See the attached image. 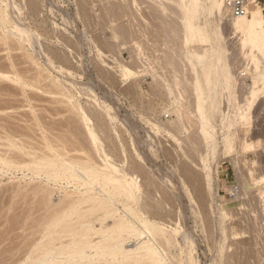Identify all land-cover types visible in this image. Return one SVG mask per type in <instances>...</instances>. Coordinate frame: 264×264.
Returning <instances> with one entry per match:
<instances>
[{"label":"rangeland","instance_id":"rangeland-1","mask_svg":"<svg viewBox=\"0 0 264 264\" xmlns=\"http://www.w3.org/2000/svg\"><path fill=\"white\" fill-rule=\"evenodd\" d=\"M6 1L7 2L10 1V4L13 6H15V5L17 6L18 4H16V3L20 4V6L19 5L17 6L20 8V11L18 8L20 16H18V13L16 12L17 8L14 9V11L12 10L13 13H12V11L10 13H11V15L14 14L15 16L16 15L18 16L19 23H22L23 25H25L28 28L30 35H29V40L24 42V45L22 48H18V46L15 45V42L13 43L12 41H10L11 44H9V46H11V48H8L9 46L7 44L6 45L7 50L6 49L4 50L3 49L4 46H3V44H1L3 42H0V44L2 45V47L0 45V56L1 57L5 56L3 58L0 57L1 58L0 62H2V60H3V62L0 63V66H1V64L4 63L0 69L5 70L4 68L6 66V63H8L6 61V60H8V59H6V57L12 55L14 65L10 66V68L7 67L8 70L4 71V72L9 71L11 75H14L13 72H16L21 76V78L23 77L27 81L29 80L28 81L29 83L32 82L31 84H34V85L37 84V86L35 85L34 87H32V86H25V87L22 86L21 87V85L16 84V82L15 83L14 82H6L7 80H5V81L1 80L0 92L1 91L2 92L0 93V98L6 97V100H3V98L0 99V105H1L0 106V125L2 126V127L0 126V144L2 143L1 144L2 146L0 145V148L2 147L0 152L6 151V153H7L10 151L11 153L14 152L15 154L16 153L18 154V152H19V154H18L19 156L21 153V156L24 157V158L22 157L23 161L25 160V157H27V159L25 160L24 163L21 162V164L23 163V165H25L26 161L30 157V155L28 156V154L26 153V150H27V152L33 151V153H34V151L38 150V148H39L38 146H41L44 144V140H42L43 138L41 137L43 134H41V132L44 133L45 130L43 131V129H45V127L50 125L47 127L49 129L46 128L48 131L47 130L45 131L46 134H47V132L49 133L48 136L50 138L51 137L56 138L58 135H55V134L56 133L59 134V131L62 134H64V132H65L64 135H67L66 133L69 131L67 136H70V134H71L70 137L73 138V139L71 138L72 139L71 142L74 141V144L72 143L73 148H74V145L78 144L79 142L82 144V146H84L86 144L83 147L84 149L81 148L82 147L81 145H80V149L77 148L79 150V152H77L78 154H81V156L83 155V156L87 157V154H85V153L87 151H89L87 153L91 152L92 155H95L92 152L93 150H91L92 145L90 144L89 141H88V143L90 145H88V143H87V140L90 139L88 132H87L88 131V129H87L88 125L87 124L89 123L91 126V122H92V125L95 124L97 121L99 122V119L95 115V110L97 111V109L99 110V109L103 108L102 110L104 112L106 109V111H109V113L107 112L108 115H106L107 117L105 116V120L103 121L104 123L101 122L102 123L101 124L99 122V124L102 127H100V129H97V127H96V129L99 132L98 133L96 131V134L97 135L99 134V143L103 144L101 146H102V151H103L104 155L107 156L108 158L111 157V159L112 158L114 159L116 157V160H117V155L120 153L119 154L120 156L118 157V158L121 157L120 163L123 160L127 159L125 157V155L127 157L130 155V157L137 159L139 162H142V163L144 162V165H145L144 168L147 169V172L140 170L139 173L141 176L139 175V173H138L139 176L136 174V177L138 178L137 179L138 182L139 183L141 182L140 184L146 185L147 183H150V181H149L150 179L151 180L153 179L154 182H159L157 184L163 183L162 187H160L161 188L160 191L164 188H167V189L171 188L170 190L168 189L170 192L175 191L176 194L178 192L179 193L181 192L180 193L181 195L184 194L183 195L184 198L182 197V199H181V201L183 203H181V201H176L177 204H176V206L171 208L172 210L170 209V207H168L169 205H166V208L167 209L169 208L170 211L173 212V214L171 212L172 217L173 216L176 217V218L174 217L171 219L174 222L171 221L172 224L170 223L169 225H172V227L175 228L176 224H174V223L178 222L177 224H180V227L184 228L185 230H188L189 235L192 236V237L187 236V239L189 238L190 243L191 242L193 243L192 238L193 239L196 238L194 241H198L199 245L197 247V250L195 251L196 254L194 252H192L195 255H197V257H198V260L195 262V264H211V262L213 264V261L216 264H225L224 261L227 262L228 264H242L241 261L242 262L244 261V264H264V221H263L264 220V218H263L264 217L263 216L264 211H262V210H264L262 207L263 206L262 203H264V202L261 201V199L259 198L260 197L259 193L257 192L258 191L257 189H259V187H264V186H262V185H264V181H259V177L264 175V127H263L264 126V116L262 115V114H264V111L262 112V109L264 108V106H263L264 105L263 104L264 103V99H263L264 98V88H263V86H264V83H263L264 82V73L260 74V71L264 72V57H263V55L261 56L260 51H257L258 49L257 50L253 49V51L249 50L251 52L250 53L248 51V49L250 47L249 45L245 47L244 51L240 49V46H238V45H240L239 44L240 42L239 41L237 42V40L240 38V36H238L237 33L233 34V32H231L230 29L228 27H226V24L223 22V20H220V17L218 15V11L216 10V8H214L215 10H214V12H212L213 9H211V8H213L212 7V1L213 0H188L189 2L185 1L187 3L188 7L191 6L192 12H191L190 17H191V21L193 23V26L195 28L194 30H196V33H193V35H191V37L193 36V39H191L190 40L191 42H188V43L185 42V39H186L185 37L187 35L186 34L187 33V27L185 26V20H184L185 19V11L183 10L182 7L178 6L177 0H155V2H154V0H133V1L132 0H102V1L101 0H78L79 2L77 0H4L3 5H5ZM108 1H109V5H108ZM77 2H78V4H77ZM82 2L83 3L86 2V3H84L83 8L81 7L83 5ZM178 2H180V0ZM158 3H159V5H158ZM195 3H197L198 5ZM104 4H105V7H104ZM163 5H165V6H163ZM161 6H162V8H161ZM80 7L83 9V12H82V9ZM108 7H110L109 9H111V8H113V10L115 9L116 12L113 11L114 13L113 12L110 13V11L106 10V8H108ZM157 8L160 12L157 10ZM170 8H171V11L169 10ZM120 9L123 11H120ZM173 9H176L177 11H175ZM207 9H208V11H207ZM194 10H195V12H194ZM117 11H120V12H117ZM161 11L164 15L161 13ZM205 11H206V13H204ZM67 12L69 14L68 15L69 17L66 15ZM92 12L93 13L95 12L96 14L95 13L92 14ZM107 12H109V13H107ZM121 12H122V14L124 13L125 15H121V18H120L119 14H121ZM103 13L105 14V17H104ZM112 13H113V15H112ZM115 13H117V14L119 13L118 15H116V17L118 16L117 19L120 18L121 19L120 21H119V19L117 20L116 17L114 16ZM131 13H133V14H131ZM155 13H157V14L155 15ZM90 14L97 17L96 19H98L99 15H101V16L103 15L104 18L100 16L101 19H99V21L100 22L101 21H103V22L107 21L106 23H110L109 18L111 16H114V17L113 18L111 17L112 23H110V24L105 25L106 23L103 24V22H102L101 23L102 25L94 24V26H93V24L91 25V23H90V17H89ZM109 14H111V16ZM170 14H171V17H170ZM106 15H108L110 17H108ZM126 15H128V17ZM161 15H163V16H161ZM156 16H158L160 18H158ZM106 17H108V18H106ZM164 17L165 18L167 17V18L165 19ZM174 17H175V20H174ZM13 18H14V16H13ZM83 18H84V20H83ZM105 18L108 20H105ZM131 18H133V19H131ZM161 18H162V21H161ZM102 19H104V20H102ZM113 26L115 29L117 28L116 31H119V30L120 31L119 32L115 31L116 34H114L115 32L113 31V29H114ZM119 26H121V27H119ZM125 26L126 27L128 26L127 29H125V31L128 30V32L124 31L125 32L124 33L122 30H124ZM178 26H180V27H178ZM165 27H166V29H165ZM176 29H178L179 31ZM168 30H170V31H168ZM84 31L87 34L83 33ZM166 32H167V34H166ZM117 33H119V34H117ZM61 35H62L63 39L61 38ZM122 35L127 36V38L125 37L124 39H122L123 38ZM204 35H205V37H204ZM236 35H237V37H236ZM169 36H172V37L170 38ZM196 36L198 38H196ZM81 37H83V39ZM117 37H120V38H117ZM194 37L196 38V40H195L196 42H194V39H195ZM0 38L2 41L1 34H0ZM65 38L66 39L70 38L69 39L70 41L68 39L67 40L69 42H67V40L65 41ZM102 38H104V39H102ZM128 38H130V39H128ZM172 38H173V40H172ZM120 39H121V41H120ZM125 39L128 41H126ZM71 40H72V42H71ZM96 40H97V42H96ZM123 41H126V42H123ZM72 43H74V44H72ZM4 45H5V43H4ZM216 45H218V49H220L219 50L220 51L219 57L221 59H219V61H218L219 63H216V65L219 64L216 66V68H218L219 66L220 67L218 68L219 71L217 69L218 72L214 73V75L215 74L216 75L213 76L214 79L212 81L213 82L212 87H214V88L217 87L216 88L217 90L213 88V91H214L213 95H215V94L218 95V98L215 95L217 98L216 101H217V104H219L218 107L220 106L219 108H221V109L219 112L220 114L218 115L219 118H216V121L213 123L214 127L213 126L210 127V125L207 126V129L209 130V131L207 130V132H209V133L211 131L213 132V134L212 133H210L211 135L209 134L210 137L208 138L207 135H203L205 133H203L204 129L201 126L200 122L199 121L193 122L196 119L198 120V115H196L197 107L195 106L196 103H198V99H197L198 94H197V89L195 90V87L193 86L191 81L194 80L193 79L194 74H198V76L200 77L199 73L201 74V67L199 65L197 66V64H195V65L193 64L194 66L193 65L191 66L190 63H187L184 61L185 60L184 57L189 55V54H186V52L188 50L190 52H192L193 50L194 51L195 50L201 51L203 49V51L208 50L209 52H211L212 46H216ZM1 48L4 51H1L2 50ZM64 48L66 50H64ZM8 49H9V51L11 49V51H10L11 55L10 54L7 55V52H9ZM176 50L178 53L176 52ZM166 53H167L168 57L166 55H164ZM171 53L174 55V57H173V55H171ZM237 55H240L241 57L240 56L238 57ZM254 55L255 56L257 55L259 57H257V56L255 57ZM175 56H177V57H175ZM166 57L168 59H166ZM253 57L257 59V62H256V59L254 60ZM4 58L6 60H4ZM170 58H171V61H169ZM258 58H259V65L256 64V63H258ZM177 59L179 61V62H177L179 65L181 64V66H182V64H183V67L179 68V70L180 69H183V70L178 71V68H176L178 72L174 69L176 66L178 67L177 63H175L177 61ZM222 59H224V60H222ZM241 59H244V60L247 59L248 61L247 60H245V61L248 62L249 64L248 63H247L248 65L245 64L246 62L244 60L240 61ZM174 60H175V62H174ZM252 60L255 63H253ZM172 61H173V63L176 64L175 66L172 63ZM82 62L84 64H82ZM244 64L246 65L245 66L246 68L244 67ZM86 65H87L88 70L86 68ZM257 65H258V68H260V69L257 68ZM3 66H4V68H3ZM7 66H9V65L7 64ZM173 66H174V68H173ZM187 67H189L190 69L189 68L187 69ZM152 69L156 70V71L154 72ZM172 69H174V71H176V72H173V74H172ZM245 69H246V71H245ZM247 69H249L250 71H248ZM108 70L114 72L113 74H116L117 78L114 82H112L109 78H107L108 75H110ZM151 71L155 74L159 73L160 78L156 74L157 80L154 81L153 80L154 78L152 76ZM193 71H194V73H193ZM195 71H197L199 73H195ZM258 72H259V74H258ZM105 73H106V75H105ZM257 74L260 76L258 77ZM262 74H263V78H262ZM44 75H45V78H44ZM46 75H47V77H46ZM185 75H186V77H185ZM252 75H253V78H252ZM90 76H92V78ZM50 78L54 79L55 83H52ZM171 78H172V80H170ZM256 78L257 79L259 78L258 82L261 85L263 84L262 90L259 91V94L262 98H260L259 103L255 107V109L253 108V110H252L254 112L253 113L254 115L252 113H251L252 115L250 114L253 123H254V119H255V123L253 124L251 121L250 125L244 126L243 122L241 121L242 115H239V114H241L240 111L242 112V108L243 107L245 108L246 101L249 98V94L246 91L250 92L251 89H258L257 87H258L259 83H256V85H255V83H253V80L255 82ZM34 80L36 83L34 82ZM36 80L37 81L39 80V82L41 80V82L39 83ZM99 81L101 83H99ZM261 81H263V82H261ZM2 82H4L5 84ZM175 82H176V84H178V83L179 84L176 85ZM1 83L4 84V86ZM51 83L53 84V86ZM56 83H57V85H56ZM97 83H99V84H97ZM39 84H40V86H39ZM54 84L56 86H54ZM17 85L21 88H19ZM169 85L171 88L176 89V87H177L176 90L180 91L181 92L180 94L182 95L181 100L183 102L187 101L186 103L184 102L185 105L187 103L189 104V102H190L189 106L188 107L186 106L187 108L190 107L189 108L190 111L188 109H186V110L190 113L189 114L187 112L189 116L191 115L190 116L191 118L187 115L189 117V119L187 118L188 119L187 122H189V123L186 124L185 123L186 120H185L184 121V123H185L184 128H182L183 132H182V129H180L181 133H178V134H176L177 132L175 133V131H174V133H175L174 134L173 130L168 128V126H171V125L173 126V124H174L171 121L177 117L176 114L174 113V110H176L178 107V106H176L177 105L176 102L172 103L174 98H172L173 95H171L169 93L171 91V90H169L170 89ZM188 85H189V87H188ZM51 86H52V88H51ZM104 86H106V88ZM40 87H42V88L40 89ZM44 87H46V88H44ZM24 88L27 89L28 97H27V94L25 92L26 90ZM30 88H32L33 90ZM247 88H249V89H247ZM23 89H24V91H23ZM28 89H30L29 92H28ZM52 89H54V90H52ZM99 89H101V90H99ZM3 90H4V92H3ZM46 90H49L50 92L46 91ZM21 92L26 94V95H24V94L22 95ZM30 94L31 95L33 94L32 97ZM96 94H97V96H96ZM7 95H8V97H7ZM169 96H170V99H169ZM240 96H242V97H240ZM8 98H10V99H8ZM171 98H172V101H171ZM194 100H195V104L193 103ZM261 102H262V104H261ZM224 103H226V104H224ZM98 104L100 106H97ZM237 104H239V107ZM101 105H103V107H101ZM234 105H235L236 111H235ZM259 105L260 106L262 105V106L259 108L258 107ZM107 106H108V108H107ZM229 106H230V108H229ZM96 107H98V108H96ZM227 107L230 109L229 114L231 113V116L229 114H227L228 113ZM231 108H232V111L234 110L235 112L234 111L231 112ZM238 109L240 111H238ZM258 111H260V112H258ZM223 112H224V115H223ZM235 113H237L239 116L237 114L235 115ZM104 114H106V112ZM221 114L224 117V119L222 118ZM109 115H110V117H109ZM125 115H127V116H125ZM83 116L86 117V119L88 118V122L86 121V119H84ZM229 116L232 119L234 118L235 120L234 119L233 120L235 122ZM126 117H127V119H126ZM227 117H229L230 119ZM237 117H239V118L237 119ZM225 118H227V121ZM256 118H258V119H256ZM190 119L192 121H189ZM36 120L39 122H37ZM237 120L241 121L242 123L241 122L239 123V121L237 122ZM105 121L107 122V124L110 122L111 123L110 125H112L114 127L106 125ZM230 121L231 122L233 121V122L231 123ZM45 122H47V123H45ZM190 122L193 124H191ZM226 122H228L227 125H226ZM236 122L239 123V125ZM40 123H42V124H40ZM194 123H195V125H194ZM234 123L236 125H234ZM161 124H166L167 127H163V126H161ZM228 124L232 125V127L231 128L228 127L229 126ZM39 125L41 126V129H42V126H44L42 131L40 130ZM104 125L107 126V127L105 126V129H107V130L104 129ZM129 125L131 127H129ZM197 125H198V127H197ZM30 126H31V128H30ZM83 126H84V129H82ZM51 127H53L54 132L52 131ZM209 127L211 128V130ZM9 128H10V130H9ZM61 128L63 130H61ZM192 128H193V130L190 131V129H192ZM23 129H26V130L23 131ZM38 129H39V131H38ZM108 129H109V131H108ZM2 130H4V131H2ZM6 130L8 132V133L7 132L6 133L9 136L12 133L10 136L11 137L10 140H12L13 138L15 139L17 137L18 139L17 138L15 139L16 142H18L20 140V141H23L26 145L23 142H18L17 144L23 143V146H24V148L26 147L25 148L26 150L24 149L23 151L22 150L20 151L18 148L17 149L15 148L18 151V152H15L16 150H14V149H13L14 151L12 149H8L6 146V143L8 144V142L6 140L8 137V135L5 133ZM61 131H63V132H61ZM19 133H22L23 135L19 134ZM189 133L191 134V136L189 135ZM193 133H195V134H193ZM13 134H14V137H13ZM25 134H28V135H25ZM39 134H41V135L39 136ZM169 134H171L172 136ZM16 135H18V136H16ZM53 135H55V136H53ZM29 136L30 137L32 136L31 137L32 139L29 138ZM109 136H112V137H109ZM178 136H181L183 139H188L189 137L190 138L195 137L198 140L200 137L202 139V137L204 136L203 140L198 141L202 147L198 145V147H196V149H195V148H191V147L186 145L187 148H189V150H187V151L183 150V152L188 153L187 157H188L189 161L186 160L187 159L185 157L186 153H185V156L183 155L184 157H181V158L178 157L177 158V156H176L177 154H175L176 152L173 148H170L171 150H173L172 153L170 152L171 151L170 149H168L169 150L168 151L167 149L163 148L164 145H165V147L169 148V146H174L176 144L175 147H178V150H179L181 147L180 145H181L182 141H181V137L179 138ZM167 137H171V138H167ZM37 138H38V141H36ZM67 138H69V137H67ZM178 138L180 140H178ZM205 138L207 141L205 140ZM214 138H216V139H214ZM76 139L78 140V142ZM106 139H108V140H106ZM3 140H5V141H3ZM138 140H139V142H138ZM29 141H31V143ZM41 141L43 144L40 145ZM143 141H146V142H143ZM176 141L177 142L181 141V142L177 143ZM3 142H5V143H3ZM203 142H204V144H203ZM246 142H248V143H246ZM178 144H180V145H178ZM115 145L117 147V150L120 149L121 147L122 148L119 150L120 152L116 151L117 153L114 154L113 152H111L110 147L113 146V148H114ZM33 146L37 147V148H34ZM70 146H71V144L69 145L68 148L72 149L71 148L72 146L71 147ZM77 146L79 147V145H76V147ZM212 147L214 148V150ZM40 148H42V146ZM43 148H44V146H43ZM187 148H185V150ZM5 149H7V150H5ZM74 149H76V148H74ZM81 149H82V151H81ZM175 149H177V148H175ZM229 149L231 151H229ZM40 150L41 149L38 150V152H40L38 154H41L42 150L41 151ZM163 150H166L168 152H164ZM190 150H191L192 154L196 153V154H194L195 160H196L195 163L193 161H190V159H192V157L190 158V154H189ZM124 151H126V152H124ZM158 151H159V153H158ZM10 152H9V154H10ZM121 152H122V154H121ZM3 153H5V152H3ZM77 153H76V155H77ZM91 153H90V155L88 154V156H90V158L97 157L95 161L97 162V160H99L98 165H102V164H100L101 159H99L98 154H96L95 156L92 157ZM168 153L170 155H168ZM123 154H125V155L122 156ZM182 154H184V153H182ZM143 155H145V158H143L144 157ZM163 155H165V156L163 157ZM174 155L176 156L175 160L178 159V160H176L178 162L174 163V165H173L174 160L172 158H174L173 157ZM197 155H199V156H197ZM83 156H82V158H83ZM122 157H124V158H122ZM130 157H128V158H130ZM140 157H142V158H140ZM237 157L239 159H237ZM184 158H186V159H184ZM241 158L243 159L242 163L240 161ZM19 159H21V157ZM130 159H132V158H130ZM141 159H143L145 161H143ZM146 159H147V161H146ZM183 159H184V161H183ZM185 160H186V162H193V163H191L192 164L191 166H193V167L195 166L194 167L195 173L196 174L199 173L198 175H201L203 177L201 179V181H203L204 185L207 184L205 187V190L208 193V199L207 200H209V197H210V200L207 201V203L205 205L204 204L203 205L205 208L206 207L208 208L210 215H211L210 216L211 219L208 218V221L210 220L209 222H212L213 225L211 227L209 226V228L213 229L214 232L211 231V229L209 230L208 227L206 226L207 229L210 232H212V233H210L211 235L208 234L209 231L206 229L208 231L207 232L205 230L206 227L204 226V224H205L204 222H208L207 219L204 220L205 218L202 216V215H205L204 214V211H206V210H204L205 208L203 209L201 207L203 205L200 204V207L203 209V212L200 213V211H202V209L199 207L201 209V210H199L196 207L197 205L199 206V203H201V202L196 201L198 199H196L197 197L194 196L195 194L193 193L194 192L193 187L195 185L192 182L191 183L193 185L192 184L189 185V183H188L189 186L188 185L186 186V188H187L186 191L182 190L183 186H181L182 185L181 180L178 177L179 173H176L177 171L175 172L176 168H174V166L176 164L178 165V163L180 164V162L184 163ZM153 161H155V162H153ZM101 162L103 163L102 160H101ZM118 163H119V160H118ZM122 163H124V162H122ZM236 163H238V164H236ZM195 164H197V165H195ZM241 164H243L242 167L240 166ZM177 165L175 167H177ZM160 166H162V168ZM170 166H172V167H170ZM1 167L2 166H0V202H1L0 203V206H1L0 207L1 208L0 209V260L3 263H5L3 260L6 261V259L8 258V261H6V263L9 264L11 262V264H14L15 262L18 261L16 259H19L20 257H21L20 259L21 260L23 259V261H24L25 258L28 256L26 254H29V252H31L30 250H33L35 245L37 243H39V241H40V234H38V233H40L39 232L40 227L38 224V220L41 218L40 216H41V213L43 212V210H40V207H39L40 205L38 203L39 201L38 202L36 201L40 197V195L38 194L37 191H39L41 188H45V189L48 188L49 190L52 189L53 191H51V193H52L51 194L52 195V197H51L52 202L51 203H55L57 205V204H59L60 200H62L64 198L63 196L65 195L66 190L67 191L70 190V192H71V190L75 191V189H74L75 187L72 185H67L66 183L63 184L60 182L59 183H55V182L49 183V181H47L45 178L31 173V171L26 170V168L22 169V168L18 167L19 169L13 168L10 170H6V168L2 169ZM240 167L242 169H244L245 171L244 170L242 171L240 169ZM247 168L248 169L251 168L252 171L254 172L253 174H256L255 176H258V177H256L258 179H254L255 178L254 175H252L253 178H252V176H250L254 181L249 179L250 178L249 177L250 172L248 171ZM237 169L239 170V174L237 173ZM251 169H250V171H251ZM172 170L175 173H172L173 172ZM152 171H154L155 173ZM151 172H152V174L150 177ZM240 172H243L242 173L243 175ZM245 173L248 175H246ZM143 174L148 175V176H144ZM156 175L159 177L157 178ZM161 175H163L164 177L163 176L161 177ZM238 175L242 176V177L240 176L241 179L239 178ZM143 176L147 179L143 178ZM152 176L155 179L152 178ZM237 177H238V179H237ZM162 179L163 180L167 179V181H168L167 185H165V183L162 181ZM239 179L241 181L243 180L242 182H244V184H242V185H244V189H243V186L240 187L241 186L240 183H242V182ZM168 183L171 186L170 185L168 186ZM238 184H239V186H238ZM148 185L149 184H147L145 187L143 186L144 191L147 190ZM234 185H236L237 187H240V194H242V195H240V198L238 201H234V196L229 195V191L231 194V189H232V186H234ZM190 186H192V189L190 188ZM172 187H174V188H172ZM59 188H61V189L59 190ZM152 188H153V186H152ZM152 188L149 187L148 189H152ZM179 188H181V189H179ZM62 190H65V192ZM181 190L183 192L185 191L186 194H188L187 192H189V194L185 195V192L183 193ZM241 190H243L245 193L241 192ZM173 194H174V192H173ZM159 195H157L158 196L157 198H160ZM191 196H193V197H191ZM187 198H189V199H187ZM191 198H193V201ZM3 199L6 201H4ZM2 200H3V202H2ZM34 201H36V202H34ZM241 201H242V203H241ZM191 203L193 205H190ZM4 206H6V207H4ZM8 206H10V207H8ZM2 207H4V208H2ZM35 207L39 211H42V212H40L39 215H38L39 211ZM5 208H7V209H5ZM29 209H33V210L29 211ZM4 210H6V211L4 212ZM188 210H190V211H188ZM32 211H35V213L33 212V214H32ZM21 213H22V216L20 217ZM23 213L25 215L28 214L29 216L28 215L25 216ZM174 213L177 214L178 216L174 215ZM30 214H31V216H30ZM179 215H181L183 218L181 221H180L181 216H179ZM184 216H185V218H184ZM178 217H180V219ZM205 217H206V215H205ZM178 219L180 222L178 221ZM200 219L201 220L203 219L202 220L203 225L198 223L197 220L201 221ZM182 222H184V223H182ZM209 224H207V225H209ZM201 225L203 227H205L204 232L206 234L204 232L202 233V231H201L202 226ZM38 227H39V229H38ZM96 227H99L98 223H96ZM224 227H227V228H224ZM214 228H216V229H214ZM226 229H228V230H226ZM232 229H234V230H232ZM229 230L232 232H230ZM36 232H37V234H36ZM213 235H215V237L213 238L214 241H213L212 237H210ZM181 236L182 235L178 236L179 241L182 242V244L185 243V244H183V248L185 246L187 247L186 243L189 244V241H187L186 239H183V236L182 237ZM11 238H12V240H11ZM209 239H210V241H209ZM212 241H213V245H212ZM215 241H216V243H215ZM13 242L15 244H13ZM228 244L229 245L231 244V245L229 246ZM6 245L9 247H7ZM20 246H21V249H20ZM24 246H26V247H24ZM3 248H4V250H3ZM27 248H28V250H27ZM5 249H6V251H5ZM22 249L23 250L26 249V251L27 252L29 251V252L27 253L26 251H23ZM12 250L14 251V253L16 255L13 253ZM21 251H23L22 253L25 254V255H22V253H21V255L24 258H22L21 255L19 256V258L17 257ZM225 253L227 255H225ZM228 254H231L232 257H231V255H228ZM4 256H5V258H4ZM20 259H19V262H20ZM13 261H15V262L13 263ZM2 262H0V263H2Z\"/></svg>","mask_w":264,"mask_h":264},{"label":"bare ground","instance_id":"bare-ground-1","mask_svg":"<svg viewBox=\"0 0 264 264\" xmlns=\"http://www.w3.org/2000/svg\"><path fill=\"white\" fill-rule=\"evenodd\" d=\"M78 1V0H77ZM102 1V0H101ZM133 1V0H132ZM179 0H177V3H178V6L179 7H182L183 10L185 11V26L187 27V35H186V39H185V42L188 43V42H191L190 40L193 39V36L191 37V35H193V33H196V30H194V26H193V23L191 21V12H192V9H191V6L188 7L187 3L185 1H188V0H180V2H178ZM79 2V1H78ZM77 2V4H78ZM155 2V0H154ZM158 2V1H157ZM189 2V1H188ZM196 2V1H195ZM4 3V0H0V34H1V37H2V41H1V38H0V42H3L1 44H3V49L7 50L6 48V45L8 44H11L10 41H12L13 43L15 42V45L18 46V48H22L23 45H24V42L28 41L29 40V31H28V28L23 25L22 23H19V18L18 16L19 15V11H20V8L17 7L18 5L20 6L19 3H16L18 4L17 6H13L10 4V1L9 2H5V5H3ZM83 3V2H82ZM86 3V2H84ZM84 3L83 5L81 6L82 8L84 7ZM98 3V2H97ZM102 3V2H101ZM105 3V2H104ZM120 3V2H119ZM133 3V2H132ZM70 4V3H69ZM112 4V3H111ZM163 4V3H162ZM161 4V5H162ZM194 4V3H193ZM197 4V3H195ZM89 5V4H88ZM108 5H109V1H108ZM115 5V4H114ZM132 5V4H131ZM159 5V3H158ZM190 5V4H189ZM198 5V4H197ZM75 6V5H74ZM113 6V5H112ZM151 6V5H150ZM165 6V5H163ZM193 6V5H192ZM80 7V8H81ZM88 7V6H87ZM86 7V8H87ZM104 7H105V4H104ZM111 7V6H110ZM110 7L106 8V10L110 11L111 12H116L115 9L113 10V8L109 9ZM160 7V6H159ZM158 7V8H159ZM169 7V6H168ZM212 7L211 9H213L212 12H214V8H216V10L218 11V15L220 17V20H223V22L226 24V27H228L230 29L231 32L234 33H237L238 36H240V38L237 40V42L239 41L240 45V49L244 51L245 47L246 46H250L248 51L251 50L253 51V49H258L257 51H260V54L261 56L263 55L264 57V12H263V7H264V4H261L259 3L257 0H249L248 1V4H247V13L244 15V16H241V17H234L230 14L229 12V9L226 7V3H225V0H213L212 1ZM17 8V13H18V16L12 14L11 15V11L14 9ZM18 8H19V11H18ZM81 8V9H82ZM125 8V7H124ZM157 8V10H158ZM162 8V6H161ZM166 8V7H165ZM89 9V8H88ZM126 9V8H125ZM153 9V8H152ZM155 9V8H154ZM194 9V8H193ZM161 10V9H160ZM165 10V9H164ZM167 10V9H166ZM171 11V8L169 9ZM175 11H177L176 9H173ZM12 11V13H13ZM120 11H123L120 9ZM120 11H117V12H120ZM129 11V10H128ZM159 11V10H158ZM168 11V10H167ZM166 11V12H167ZM174 11V12H175ZM181 11V10H180ZM208 11V9H207ZM82 12H83V9H82ZM106 12V11H105ZM113 12V13H114ZM130 12V11H129ZM132 12V11H131ZM160 12V11H159ZM165 12V13H166ZM195 12V10H194ZM211 12V13H212ZM85 13V12H84ZM95 13V12H94ZM92 12V14H94ZM109 13V12H107ZM112 13V15H113ZM126 13V12H125ZM128 13V12H127ZM162 13V11H161ZM176 13V12H175ZM206 13V11L204 12ZM83 14V13H82ZM87 14V13H86ZM90 14L89 17H90V23L91 25L93 24H100L102 25L101 23L103 21H99V19H101V17H103V15H99L98 16V19H96L97 17H95L94 15ZM96 14V13H95ZM99 14V13H98ZM104 14V13H103ZM119 14V13H118ZM117 13L114 14V16L116 17V15H118ZM133 14V13H131ZM130 14V15H131ZM157 13H155L156 15ZM163 14V13H162ZM174 14V13H173ZM172 14V15H173ZM67 16L69 15L68 12L66 14ZM111 16V14H109ZM120 15V18H121V15H125L124 13L122 14H119ZM154 15V14H153ZM159 15V14H158ZM164 15V14H163ZM161 15V16H163ZM166 15V14H165ZM177 15V14H176ZM14 16V18H13ZM84 16V15H83ZM88 16V15H87ZM101 16V17H100ZM108 16V15H106ZM108 16V17H110ZM114 16H111L112 18ZM128 17V15H126ZM133 16V15H132ZM179 16V15H178ZM207 16V15H206ZM69 17V16H68ZM100 17V18H99ZM104 17H105V14H104ZM103 17V18H104ZM106 17V18H108ZM109 18V22L112 23V18ZM118 17V16H117ZM116 17V19H117ZM124 17V16H123ZM131 17V16H130ZM149 17V16H148ZM158 17V16H156ZM168 17V16H167ZM166 17V18H167ZM170 17H171V14H170ZM176 17V16H175ZM175 17H174V20H175ZM183 17V16H182ZM105 20H108L106 19ZM120 18L119 21L121 20ZM160 18V17H158ZM165 18V17H164ZM165 18V19H166ZM115 19V18H114ZM115 19V20H116ZM117 19V20H118ZM133 19V18H131ZM136 19V18H135ZM173 19V18H172ZM171 19V20H172ZM182 19V18H181ZM84 20V18H83ZM104 20V19H102ZM161 21H162V18H161ZM168 21V20H167ZM177 21V20H176ZM100 22V23H99ZM107 22V21H106ZM106 22H103V24H105ZM171 22V21H170ZM212 22V21H211ZM110 23H106L105 25L107 24H110ZM115 24V23H114ZM170 25V24H169ZM174 25V24H173ZM72 26V25H71ZM104 26V25H103ZM124 26V25H123ZM122 26V27H123ZM172 26V25H171ZM177 26V25H176ZM121 27V26H119ZM128 27V26H127ZM127 27L125 26L124 27V30H122L123 32L125 31V29H127ZM168 27V26H167ZM180 27V26H178ZM183 27V26H182ZM197 27V26H196ZM82 28V27H81ZM97 28V27H96ZM114 28V26H113ZM170 28V27H169ZM168 28V29H169ZM71 29V28H70ZM115 29V28H114ZM113 31L115 32L117 30V28ZM166 29V27H165ZM197 29V28H196ZM178 30V29H176ZM57 31V30H56ZM83 31V30H82ZM120 31V30H119ZM119 31H116V32H119ZM130 31V30H129ZM170 31V30H168ZM175 31V30H174ZM179 31V30H178ZM199 31V30H198ZM116 32L114 34H116ZM125 32H128L125 31ZM124 32V33H125ZM58 33V32H57ZM85 34H87L85 31L83 32ZM123 33V34H124ZM170 33V32H169ZM230 33V32H229ZM228 33V34H229ZM60 34V33H59ZM84 34V35H85ZM119 34V33H117ZM129 34V33H128ZM167 34V32H166ZM173 34V33H172ZM177 34V33H176ZM183 34V33H182ZM189 34V35H188ZM232 34V33H231ZM175 35V34H174ZM236 35V37H237ZM86 36V35H85ZM123 36V35H122ZM179 36V35H178ZM214 36V35H213ZM71 37V36H70ZM127 38V36H123L122 39L124 38ZM170 38L172 36H169ZM205 37V35H204ZM61 38L63 39L62 35H61ZM83 39V37H81ZM85 38V37H84ZM117 38H120V37H117ZM116 38V39H117ZM176 38V37H175ZM195 38V37H194ZM196 38H198L196 36ZM196 38L194 39V42H196ZM68 40L70 38H67ZM65 38V41L67 40ZM104 39V38H102ZM130 39V38H128ZM183 39V38H182ZM181 39V40H182ZM67 40V42H69ZM126 40V39H125ZM173 40V38H172ZM176 40V39H175ZM85 41V40H84ZM121 41V39H120ZM128 41V40H126ZM126 41H123V42H126ZM72 42V40H71ZM86 42V41H85ZM97 42V40H96ZM101 42V41H100ZM122 42V43H123ZM176 42V41H175ZM5 43V45H4ZM83 43V42H82ZM179 43V42H178ZM193 43V42H192ZM0 44V45H1ZM70 44V43H69ZM68 44V45H69ZM74 44V43H72ZM184 44V43H183ZM215 45V44H214ZM74 46V45H73ZM2 47V45H1ZM83 47V46H82ZM81 47V48H82ZM180 47V46H179ZM186 47V46H185ZM8 48H11V46H9ZM182 48V47H181ZM2 49V48H1ZM1 50V51H4V50ZM238 49V48H237ZM64 50H66L64 48ZM175 50V49H174ZM220 49H218V45L216 46H212V51L209 52L208 50L206 51H203V49L200 51V50H193L192 52H190L189 50L186 52V54H189L188 56H185L184 57V61L187 62V63H190L191 66L194 64H197V66L199 65L201 67V74L197 71H195V73H199L200 77L198 76V74H194V80H192V84L193 86L195 87V90L197 89V99H198V103H196V107H197V113L196 115H198V120L196 119L195 121L193 122H196V121H199L201 126L203 127L204 129V132L205 134L203 135H207L208 138L210 137L209 134L213 132L211 131L210 133L207 132V126L210 125L214 127L213 123L216 121V118H219V112H220V109L218 107L219 104H217V101L216 99L218 98V95L217 98L215 95H213V88L212 87V81H213V76L214 73L218 72L219 71V67L216 68L217 64L216 63H219V59H221L219 57V51ZM9 51V49H8ZM11 51V49H10ZM10 51L7 52V55L10 54ZM238 51V50H237ZM84 52V51H83ZM177 52V50H176ZM250 52V51H249ZM5 53V52H4ZM74 53V52H73ZM175 53V52H174ZM178 53V52H177ZM242 53V52H241ZM240 53V54H241ZM247 53V52H246ZM251 53V52H250ZM6 54V53H5ZM66 54V53H65ZM176 54V53H175ZM11 55V54H10ZM64 55V54H63ZM167 56V53L164 54ZM171 55H173L171 53ZM179 55V54H178ZM245 55V54H244ZM3 56V55H2ZM84 56V55H83ZM238 57L240 55H237ZM246 56V55H245ZM248 56V55H247ZM252 56V55H251ZM255 56V55H254ZM257 56V55H256ZM255 56V57H256ZM1 57V56H0ZM5 57V56H3ZM1 57V58H3ZM168 57V56H167ZM166 57V59H168ZM174 57V55H173ZM172 57V58H173ZM177 57V56H175ZM241 57V56H240ZM259 57V56H257ZM0 58V60H1ZM81 58V57H80ZM83 58V57H82ZM227 58V57H226ZM235 58V57H234ZM249 58V57H248ZM247 58V59H248ZM254 58V57H253ZM252 58V59H253ZM8 59V60H6ZM6 59L4 58V60H6L8 63H6V66L4 68L5 70L3 69H0V82L1 80H7L6 82H16V84H20L21 87H25V86H32L34 87L35 85L37 86V84H31L32 82H28L26 79H24L23 77L21 78V76L16 73V72H13L14 75H11L10 72H4V71H7L8 68H10V66H13L14 65V62H13V56H7ZM69 59V58H68ZM86 59V58H85ZM175 59V58H174ZM245 59V60H247ZM251 59V58H250ZM256 58H254L255 60ZM263 59V58H262ZM261 59V60H262ZM84 60V59H83ZM224 60V59H222ZM227 60V59H226ZM229 60V59H228ZM233 60V59H232ZM244 59H241L240 61H242ZM244 60V61H245ZM69 61V60H68ZM79 61V60H78ZM166 61V60H165ZM171 61V58L170 60ZM168 61V62H169ZM248 61V60H247ZM253 61V60H252ZM3 62V60H2ZM0 62V63H2ZM175 62V60H174ZM179 62L178 59L175 63ZM246 62V61H245ZM244 62V63H245ZM256 62H257V59H256ZM154 63V62H153ZM161 63V62H160ZM167 63V62H166ZM173 63V61H172ZM175 63L174 66L176 65ZM184 63V62H183ZM241 63V62H240ZM248 62H246L245 64H247ZM253 63H255L253 61ZM4 64V63H3ZM0 66V68L2 67V65ZM7 64L9 66H7ZM82 64H84L82 62ZM157 64V63H156ZM169 64V63H168ZM186 64V63H185ZM235 64V63H234ZM244 64V67L246 66ZM249 64V63H248ZM247 64V65H248ZM259 65V58H258V63H256ZM178 67L176 66L173 68L177 71L176 68H178V71L180 70H183V69H180L179 68H182L183 67V64L181 66V64L179 65L177 63ZM189 65V64H188ZM187 65V66H188ZM193 65V66H194ZM237 65V64H236ZM239 65V64H238ZM243 65V64H242ZM241 65V66H242ZM258 65H257V68H258ZM180 66V67H179ZM190 66V65H189ZM8 67V68H7ZM153 67V66H152ZM186 67V66H185ZM184 67V68H185ZM86 68H87V65H86ZM189 67H187L188 69ZM195 68V67H194ZM241 68V67H240ZM246 68V67H245ZM249 68V67H248ZM108 69V68H107ZM154 69V68H153ZM152 69V70H153ZM174 69H172V74L173 72H176L174 71ZM190 69V68H189ZM193 69V68H192ZM191 69V70H192ZM218 69V71H217ZM260 69V68H258ZM88 70V68H87ZM195 70V69H194ZM248 71H250L249 69H247ZM86 71V70H85ZM154 72L156 70H153ZM177 71V72H178ZM188 71V70H187ZM190 71V70H189ZM246 71V69H245ZM102 72V71H101ZM108 72L110 73V75H108L107 78H109L112 82H114L117 78L116 74H113L114 72L112 71H109ZM152 72V71H151ZM194 73V71H193ZM261 73H264V72H261L260 71V74ZM43 74V73H42ZM91 74V73H90ZM108 74V73H107ZM158 76H159V73H156ZM155 73L152 72V76H153V80L156 81L157 80V75ZM171 74V73H170ZM259 74V72H258ZM257 74V75H258ZM106 75V73H105ZM151 75V74H150ZM254 75V74H253ZM253 75H252V78H253ZM39 76V75H38ZM41 76V75H40ZM191 76V75H190ZM260 75H258L259 77ZM47 77V75H46ZM92 78V76H90ZM163 77V76H162ZM186 77V75H185ZM193 77V76H192ZM251 77V76H250ZM40 78V77H39ZM44 78H45V75H44ZM160 78V76H159ZM167 78V77H166ZM175 78V77H174ZM177 78V77H176ZM191 78V77H190ZM251 78V79H252ZM262 78H263V74H262ZM261 78V79H262ZM43 79V78H42ZM184 79V78H183ZM259 79V78H258ZM257 78L255 79L256 81L254 82L253 80V83H259ZM49 80V79H48ZM50 80L52 81V83H55L54 82V79H51ZM102 80V79H101ZM118 80V79H117ZM172 80V78L170 79ZM181 80V79H180ZM31 81V80H30ZM33 81V80H32ZM37 81V80H36ZM45 81V80H44ZM168 81V80H167ZM186 81V80H185ZM194 81V82H193ZM35 82V80H34ZM39 82V80L37 81ZM41 82V80H40ZM39 82V83H40ZM49 82V81H48ZM263 82V81H261ZM4 83V82H2ZM1 83V84H2ZM36 83V82H35ZM51 83V84H52ZM99 83H101L99 81ZM97 83V84H99ZM264 83V82H263ZM5 84V83H4ZM4 84H2L4 86ZM83 84V83H82ZM92 84V83H91ZM107 84V83H106ZM105 84V85H106ZM176 84V82H175ZM174 84V85H175ZM179 84V83H178ZM176 84V85H178ZM191 84V85H192ZM216 84V83H215ZM214 84V85H215ZM47 85V84H46ZM57 85V83H56ZM54 84V86H56ZM263 85V84H262ZM262 85L259 83L258 84V89H251L250 92L249 91H246L248 92L249 94V98L247 99L246 101V106L245 108L243 107L242 108V112L238 109V111H240L241 114L239 115H242L241 116V121L243 122V125L244 126H248L250 125L251 121H252V118L250 116V114L254 113L252 110L253 108L255 109V107L258 105L259 103V100L260 98H262L259 94V91L262 90ZM6 86V85H5ZM18 86V85H17ZM40 86V84H39ZM45 86V85H44ZM53 86V84H52ZM51 86V88H52ZM89 86V85H88ZM101 86V85H100ZM252 86V85H251ZM19 87V86H18ZM19 87V88H21ZM98 87V86H97ZM106 88V86H104ZM109 87V86H108ZM173 87V86H172ZM189 87V85H188ZM4 88V87H3ZM2 88V89H3ZM39 88V87H38ZM42 87H40L41 89ZM46 88V87H44ZM54 88V87H53ZM104 88V89H105ZM111 88V87H110ZM169 90H171L169 93L171 95H173L172 98L173 99V102H176L178 106L176 110H174V113L176 114V118L174 120H172L171 122H173V126H168V128H170L171 130H173V133L175 131L176 134L178 133H181L180 129L184 128V125L185 123H189L187 122V120L189 119V116L188 115V111L186 109L189 110V108H187L190 104L185 105V103L187 101H182L181 100V92L176 90L175 88H171L170 85H169ZM217 88V87H216ZM214 88V89H216ZM254 88V87H253ZM264 88V86H263ZM25 89V88H24ZM23 89V91H24ZM32 89V88H30ZM28 89V92L29 90ZM249 89V88H247ZM0 90H1V85H0ZM21 90V89H20ZM26 91V94H27V89H25ZM33 90V89H32ZM45 90V89H44ZM54 90V89H52ZM81 90V89H80ZM93 90V89H92ZM101 90V89H99ZM217 90V89H216ZM215 90V91H216ZM8 91V90H7ZM22 91V92H23ZM46 91H49V90H46ZM84 91V90H83ZM193 91V90H192ZM2 92V91H1ZM0 92V93H1ZM4 92V90H3ZM21 92V93H22ZM31 92V91H30ZM34 92V91H33ZM32 92V93H33ZM50 92V91H49ZM7 93V92H6ZM47 93V92H46ZM167 93V92H166ZM24 93H22L23 95ZM24 94V95H26ZM54 94V93H53ZM106 94V93H105ZM109 94V93H108ZM115 94V93H114ZM218 94V93H217ZM228 94V93H227ZM247 94V95H248ZM6 95V94H5ZM10 95V94H9ZM31 95V94H30ZM33 95V94H32ZM31 95V97H32ZM112 95V94H111ZM226 95V94H225ZM11 96V95H10ZM14 96V95H13ZM53 96V95H52ZM97 96V94H96ZM113 96V95H112ZM170 96H169V99H170ZM223 96V95H222ZM260 96V97H259ZM5 97V96H4ZM8 97V95H7ZM27 97H28V94H27ZM34 97V96H33ZM110 97V96H109ZM115 97V96H114ZM229 97V96H228ZM233 97V96H232ZM242 97V96H240ZM244 97V96H243ZM3 98V97H2ZM0 98V99H2ZM54 98V97H53ZM172 98H171V101H172ZM195 98V97H194ZM10 99V98H8ZM25 99V98H24ZM227 99V98H226ZM239 99V98H238ZM264 99V98H263ZM3 100H6V97L3 98ZM13 100V99H12ZM11 100V101H12ZM20 100V99H19ZM23 100V99H22ZM112 100V99H111ZM240 100V99H239ZM10 101V102H11ZM15 101V100H14ZM13 101V102H14ZM24 101V100H23ZM28 101V100H27ZM107 101V100H106ZM113 101V100H112ZM235 101V100H234ZM237 101V100H236ZM262 101V100H261ZM5 102V101H4ZM21 102V101H20ZM220 102V101H219ZM225 102V101H224ZM6 103V102H5ZM9 103V102H8ZM28 103V102H27ZM103 103V102H102ZM101 103V104H102ZM193 103L195 104V100L193 101ZM230 103V102H229ZM245 103V102H244ZM29 104V103H28ZM171 104V103H170ZM226 104V103H224ZM232 104V103H231ZM262 104V102H261ZM264 104V103H263ZM33 105V104H32ZM238 107H239V104H237ZM1 106V105H0ZM31 106V105H30ZM97 106H100L99 104ZM106 106V105H105ZM187 106V107H186ZM194 106V107H195ZM231 106V105H230ZM229 106V108H230ZM262 106V105H261ZM260 105L258 106L259 108L261 107ZM264 106V105H263ZM101 107H103V105H101ZM233 107V106H232ZM241 107V106H240ZM98 108V107H96ZM100 108V107H99ZM106 108V107H105ZM108 108V106H107ZM225 108V107H224ZM228 108V107H227ZM228 108V113L229 114V111L230 109ZM234 108H235V105H234ZM263 108V107H262ZM33 109V108H32ZM103 109V108H102ZM102 109H97V111L95 110V115L96 117L99 119V122L101 123H104L103 121L105 120V116L108 115L107 112L109 113V111H105L103 112ZM192 109V108H191ZM223 109V108H222ZM258 109V108H257ZM264 109V108H263ZM262 109V112L264 111ZM195 110V109H194ZM190 111V110H189ZM193 111V110H192ZM234 111V110H233ZM232 111V108H231V112ZM235 111H236V108H235ZM234 111V112H235ZM255 111V110H254ZM106 112V114H104ZM188 112V113H187ZM194 112V111H193ZM222 112V111H221ZM256 112V111H255ZM260 112V111H258ZM261 112V113H262ZM36 113V112H35ZM239 113V112H238ZM85 114V113H84ZM83 114V115H84ZM190 114V113H189ZM237 113H235L236 115ZM251 114V115H252ZM256 114V113H255ZM89 115V114H88ZM111 115V114H110ZM109 115V117H110ZM189 117H188V116ZM195 115V114H194ZM223 115H224V112H223ZM226 115V114H225ZM231 116V113L229 114ZM238 115V114H237ZM238 115V116H239ZM254 115V114H253ZM264 116V114H262ZM127 116V115H125ZM193 116V115H192ZM218 116V117H217ZM222 116V114H221ZM227 116V115H226ZM229 116V117H230ZM256 116V115H255ZM259 116V115H258ZM257 116V117H258ZM82 117V116H81ZM84 117V116H83ZM95 117V118H96ZM107 117V116H106ZM131 117V116H130ZM227 117V118H229ZM186 118V119H185ZM188 118V119H187ZM191 118V117H190ZM222 118L224 119V117L222 116ZM227 118L226 121H227ZM231 118V117H230ZM229 118V119H230ZM239 117H237L238 119ZM254 118V117H253ZM40 119V118H39ZM84 119H86V117H84ZM90 119V118H89ZM93 119V118H92ZM127 119V117H126ZM193 119V118H192ZM222 119V120H223ZM232 119V118H231ZM234 119V118H233ZM232 119V120H233ZM258 119V118H256ZM260 119V118H259ZM130 120V119H129ZM186 120V122L184 123V121ZM221 120V121H222ZM235 120V119H234ZM233 120V121H234ZM261 120V119H260ZM259 120V121H260ZM37 121V120H36ZM41 121V120H40ZM86 121L88 122V118L86 119ZM189 121H192L191 119ZM224 121V120H223ZM232 121V122H233ZM239 120H237L238 122ZM239 121V123L241 122ZM39 122V121H37ZM42 122V121H41ZM98 122V121H97ZM96 122V123H97ZM99 122L96 124H93L92 125V122H91V126L90 124L88 123V135H89V140H87V143L88 141L90 142V144L92 145L91 146V150H93L92 152L96 155L98 154L99 156V159H101L103 161V163L101 162L100 160V164L102 165H98V162L99 160H97V162L95 161L97 157H93L95 155H92L91 153V156L93 158H90V156H88V154L90 155V153H87L89 151H87L85 154H87V157L81 156V154H78L77 152H79L78 149H80V145L82 146V144L79 142L78 144H75L74 145V149L73 148V144H74V141L71 142V140L73 139L70 134V136H67L68 135V132L66 133L67 135H64L62 133H60L59 131V134H55V135H58L55 139L53 137H49L48 136V132L46 134V130L49 129L47 127H45V129H43L44 126H42V129L44 131V133H42V129H41V126H40V132L41 134H43L41 137L43 138L42 140H44V144L41 145L42 148H40L41 146H38V150L41 149V154H38L40 152H38V150L33 151L32 152H27V150L24 148L23 146V141H18V142H23V143H19L17 144L18 142L15 141V139L17 138H13L12 140H10V136L7 134V130L5 131V133L8 135L7 137V142L8 144L6 143V146L8 149H14L16 150L17 148L21 151H23L24 149L26 150V153L28 154V156L30 155V157L28 158V160L26 161L25 165H23V163L25 162V160L27 159V157H25V160L23 161L22 157L21 156V153H20V156L18 155L19 152L16 150L15 152H18V154L14 153L12 150L13 153H11L10 151V154L9 152L6 153V151H3V152H0V166H2L1 168L4 169L6 168V170H10V169H13V168H26V170L28 171H31V173L37 175V176H41L43 178H45L47 181L50 182H55V183H63V184H67V185H72L74 186L75 188V191L70 190L65 192V190H62L65 192V195L63 196L64 198L62 200H60L59 204H55V203H51L52 200H51V197H52V193L51 191H53L52 189L49 190L48 188H41L38 192V194L40 195L39 199L36 200L38 203H39V207H40V210H43L42 211H39L36 207V209L39 211L38 212V215L41 213V218L38 220V224H39V227H40V230L38 234H40V241L39 243H37L35 245V247L33 248V250H30L31 252H29V254H26L28 255L25 260L23 261V259L21 260L19 258V256L21 255V253L23 251H26V249H22L23 251L20 252V254L17 256L19 259H20V262H19V259H16L18 260L17 262L13 261V263L15 262L16 264H195V262L198 260V257L196 254V250H197V247L199 245L198 241H194L195 239L192 238L193 240V243L191 244L190 241H189V238L187 239V236L189 237H192L189 235V231L188 230H185L184 228L180 227V224H177L178 222H175L174 224H176L173 228L172 225H169L171 223V219L174 218L175 216H171V212L170 209L173 208L174 206H176V201H181L183 195H181L179 192L176 194L175 191H172L170 192L169 190L171 189H167V188H164L160 191V187H162L163 183L161 184H157L159 182H154L153 179L151 180L149 177V181L150 183H147L149 184L147 187H151L153 186L152 189H148L144 191L143 189V186L145 187L146 185H142L138 182V178L136 177V174L138 175V173L140 172V170H143L144 172H147V169L144 168V162H139L137 159L133 158V157H130V155L128 157L132 158H128L125 154H123L122 156L125 155V157L127 158L126 160H123L122 162L124 163H120V158H118L120 155V153L117 155V160H116V157L113 159L108 158L107 156L104 155L103 151H102V146L103 144H100L99 143V134L97 135L96 134V131L98 132L97 129H100V127H102ZM132 122V121H131ZM231 122V121H230ZM229 122V123H230ZM231 122V123H232ZM235 122V121H234ZM236 122V123H237ZM241 122V123H242ZM47 123V122H45ZM101 123V124H102ZM106 125H109L111 127H114L112 125H110L111 123L109 122L107 124V122L105 121ZM191 123V122H190ZM198 123V122H197ZM228 122H226V125H227ZM230 123V124H231ZM239 123H237L239 125ZM253 123V121H252ZM254 123H255V119H254ZM253 123V124H254ZM36 124V123H35ZM42 124V123H40ZM55 124V123H54ZM167 124V123H166ZM166 124H161V126L163 127H167ZM193 124V123H191ZM221 124V123H220ZM223 124V123H222ZM32 125V124H31ZM46 125V124H45ZM53 125V124H52ZM51 125V126H52ZM58 125V124H57ZM104 125V129H105V126ZM160 125V124H159ZM195 125V123H194ZM199 125V124H198ZM197 125V127H198ZM229 125V124H228ZM234 125H236L234 123ZM242 125V124H241ZM263 125V124H262ZM1 126V125H0ZM36 126V125H35ZM56 126V125H55ZM108 126V127H109ZM188 126V125H187ZM2 127V126H1ZM97 127V129H96ZM107 127V126H106ZM129 127H131L129 125ZM134 127V126H133ZM172 127V128H171ZM209 127V128H210ZM225 127V126H224ZM227 127V126H226ZM228 127H232V125H229ZM234 127V126H233ZM264 127V126H263ZM19 128V127H18ZM21 128V127H20ZM26 128V127H25ZM31 128V126H30ZM33 128V127H32ZM47 128V129H46ZM52 128V131H53V127ZM56 128V127H55ZM59 128V127H58ZM57 128V129H58ZM139 128V127H138ZM159 128V127H158ZM162 128V127H161ZM189 128V127H188ZM201 128V127H200ZM248 128V127H247ZM2 129V128H1ZM6 129V128H5ZM56 129V130H57ZM84 129V126L83 128ZM86 129V128H85ZM86 129V130H87ZM166 129V128H165ZM10 130V128H9ZM8 130V131H9ZM14 130V129H13ZM12 130V131H13ZM21 130V129H20ZM26 130V129H23V131ZM37 130V129H36ZM61 130H63L61 128ZM70 130V129H69ZM85 130V131H86ZM102 130V129H101ZM107 130V129H105ZM111 130V129H110ZM138 130V129H137ZM161 130V129H160ZM186 130V129H185ZM193 130L190 129V131ZM211 130V128H210ZM4 131V130H2ZM19 131V130H18ZM29 131V130H28ZM32 131V130H31ZM39 131V129H38ZM48 131V130H47ZM50 131V130H49ZM67 131V130H66ZM103 131V130H102ZM109 131V129H108ZM167 131V130H166ZM170 131V130H169ZM180 131V132H179ZM201 131V130H200ZM209 131V130H208ZM10 132V131H9ZM14 132V131H13ZM27 132V131H26ZM30 132V131H29ZM33 132V131H32ZM51 132V131H50ZM54 132V131H53ZM57 132V131H56ZM63 132V131H61ZM182 132H183V129H182ZM4 133V132H3ZM2 133V134H3ZM15 133V132H14ZM35 133V132H34ZM76 133V132H75ZM99 133V132H98ZM101 133V132H100ZM167 133V132H166ZM172 133V134H173ZM174 133V134H175ZM200 133V132H199ZM1 134V135H2ZM19 134H22V133H19ZM32 134V133H31ZM39 134V136L41 135ZM195 134V133H193ZM192 134V135H193ZM215 134V133H214ZM6 135V136H7ZM23 135V134H22ZM25 135H28V134H25ZM51 135V134H50ZM53 135V136H55ZM74 135V134H73ZM77 135V134H76ZM87 135V136H88ZM107 135V134H106ZM151 135V134H150ZM171 135V134H169ZM189 135L191 136V134L189 133ZM198 135V134H197ZM211 135V134H210ZM5 136V135H4ZM18 136V135H16ZM69 138H67V137ZM136 136V135H135ZM172 136V135H171ZM175 136V135H174ZM185 136V135H184ZM183 136V137H184ZM194 136V135H193ZM2 137V136H1ZM13 137H14V134H13ZM32 137V136H31ZM29 136V138H31ZM109 137H112V136H109ZM154 137V136H153ZM179 138L181 136H178ZM199 137V136H198ZM204 137V136H203ZM203 137L201 139V137L199 138V140H203ZM206 137V136H205ZM214 137V136H213ZM72 138V139H71ZM136 138V137H135ZM167 138H171V137H167ZM173 138V137H172ZM176 138V137H175ZM178 138V140H180ZM207 138V137H206ZM205 138V140H206ZM3 139V138H2ZM5 139V138H4ZM18 139V138H17ZM20 139V138H19ZM28 139V138H27ZM32 139V138H31ZM78 139V138H77ZM76 139V140H77ZM138 139V138H137ZM177 139V138H176ZM213 139V138H212ZM211 139V140H212ZM216 139V138H214ZM23 140V139H22ZM75 140V141H76ZM81 140V139H80ZM79 140V141H80ZM108 140V139H106ZM198 139H196L195 137L194 138H188V139H183L181 137V147L180 149L178 150V147H175L174 146H169V148L165 147L164 145V149H170V148H173L175 150V154H177V158L178 157H184L185 156V153H186V160H188V153L187 152H183L184 151H187L189 150V148H187V146L191 147V148H195L199 146H201L199 144V141ZM5 141V140H3ZM33 141V140H32ZM38 141V138L37 140ZM56 141V142H55ZM101 141V140H100ZM180 141V142H181ZM207 141V140H206ZM31 143V141H29ZM78 142V140H77ZM139 142V140H138ZM143 142H146V141H143ZM177 142V141H176ZM180 142H177V143H180ZM5 143V142H3ZM36 143V142H35ZM38 143V142H37ZM73 143V144H72ZM108 143V142H107ZM152 143V142H151ZM208 143V142H207ZM213 143V142H212ZM248 143V142H246ZM2 144V143H1ZM0 144V145H1ZM25 144V143H24ZM71 144V148L72 149H69V145ZM84 144V143H83ZM88 143V145H90ZM160 144V143H159ZM173 144V143H172ZM185 144V145H184ZM204 144V142H203ZM202 144V145H203ZM26 145V144H25ZM29 145V144H28ZM76 145H79V147ZM86 145V144H85ZM84 145V146H85ZM118 145V144H117ZM177 145V146H178ZM187 145V146H186ZM2 146V145H1ZM30 146V145H29ZM36 146V145H35ZM44 146V148H43ZM82 146L81 148L84 149ZM229 146V145H228ZM231 146V145H230ZM4 147V146H3ZM34 147V146H33ZM88 147V146H87ZM90 147V146H89ZM202 147V146H201ZM200 147V148H201ZM2 148V147H1ZM0 148V150H1ZM16 148V149H15ZM32 148V147H31ZM34 148H37V147H34ZM78 148V149H77ZM93 148V149H92ZM104 148V147H103ZM111 149V152H113L114 154L117 153V152H120L118 149L117 150V147L115 145V147L113 148V146L110 147ZM119 148V147H118ZM162 148V147H161ZM160 148V149H161ZM177 148V149H175ZM185 148H187L185 150ZM190 148V149H191ZM213 148V147H212ZM230 148V147H229ZM263 148V147H262ZM4 149V148H3ZM2 149V150H3ZM81 149V151H82ZM105 149V148H104ZM202 149V148H201ZM7 150V149H5ZM32 150V149H31ZM90 150V149H89ZM147 150V149H146ZM171 150V149H170ZM194 150V149H193ZM214 150V148H213ZM75 153H74V152ZM85 151V150H84ZM117 151V152H116ZM164 152H168L166 150H163ZM198 151V150H197ZM196 151V152H197ZM228 151V150H227ZM229 151H231L229 149ZM228 151V152H229ZM257 151V150H256ZM260 151V150H259ZM37 152V153H36ZM126 152V151H124ZM156 152V151H155ZM171 153L173 152V150L170 151ZM169 152V153H170ZM189 152V151H188ZM194 152V151H193ZM200 152V151H199ZM71 153V154H70ZM73 153V154H72ZM77 153V155H76ZM159 153V151H158ZM163 153V152H162ZM168 153V155H170ZM184 153V154H182ZM113 154V155H114ZM122 154V152H121ZM127 154V153H126ZM190 154V158L192 157V159H190V161H193L195 163V156L194 154H192L191 150L189 152ZM192 154V155H191ZM25 155V154H24ZM107 155V154H106ZM132 155V154H131ZM146 155V154H145ZM145 155H143L145 158ZM158 155V154H157ZM167 155V156H168ZM173 155V154H172ZM171 155V156H172ZM180 155V156H179ZM182 155V156H181ZM184 155V156H183ZM109 156V155H108ZM156 156V155H155ZM165 155H163L164 157ZM175 155L173 156L174 158H172L174 160L173 162V165L174 163L178 162L175 160ZM199 156V155H197ZM21 157V159H19ZM85 157V158H84ZM152 157V156H151ZM169 157V156H168ZM241 157V156H240ZM24 158V157H23ZM124 158V157H122ZM142 158V157H140ZM153 158V157H152ZM199 158V157H198ZM235 158V157H234ZM183 159V161H184ZM237 159H239L237 157ZM236 159V160H237ZM94 160V161H93ZM118 160H119V163H118ZM143 160V159H141ZM181 160V159H180ZM185 162L182 163L180 162V164L178 163L177 167L174 166V168H176L175 172L176 173H179V178L181 180V186H183V189L182 190H185L186 191V186L188 185H191L192 183L196 186L193 187V193L195 194L194 196L197 197L196 201H200L201 203H199V206L197 205V209L201 210L202 208L204 209V205L207 203V201L210 200V197H209V200L208 199V193L206 192L205 190V187L206 185H204L203 181H201V179L203 178L201 175H198L199 173H195V170H194V167L191 166L193 162ZM242 158H241V163H242ZM145 161V160H143ZM147 161V159H146ZM167 161V160H166ZM189 161V160H188ZM198 161V160H197ZM21 162H23L21 164ZM155 162V161H153ZM172 162V161H171ZM170 162V163H171ZM199 162V161H198ZM157 163V162H156ZM197 163V162H196ZM154 164V163H153ZM198 164V163H197ZM195 164V165H197ZM238 164V163H236ZM156 165V164H155ZM194 165V164H193ZM243 164H241L240 166L242 167ZM159 166V165H158ZM149 167V166H148ZM162 168V166H160ZM172 167V166H170ZM192 167V168H191ZM240 167V169L243 171L244 169H242ZM245 167V166H244ZM255 167V166H254ZM151 168V167H150ZM252 168V167H251ZM250 168V169H251ZM19 169V168H18ZM193 169V170H192ZM239 169V168H238ZM237 169V173L239 174V170ZM248 169V168H247ZM250 169H248V171L250 172L249 173V177L252 176V175H256V174H253L254 172L250 171ZM146 170V171H145ZM257 170V169H256ZM142 171V172H143ZM162 171V170H161ZM169 171V170H168ZM173 171V170H172ZM245 171V170H244ZM141 172V173H142ZM154 172V171H152ZM152 172L150 173V177H151V174ZM174 171L172 173H175ZM247 172V171H246ZM261 172V171H260ZM6 173V172H5ZM4 173V174H5ZM155 173V172H154ZM153 173V174H154ZM241 174L243 172H240ZM146 174V173H145ZM148 174V173H147ZM246 174V173H245ZM251 174V175H250ZM258 174V173H257ZM260 174V173H259ZM140 175V173H139ZM138 175V176H139ZM144 175V174H143ZM149 175V174H148ZM148 175H144V176H148ZM176 175V174H175ZM243 175V174H242ZM248 175V174H246ZM262 175V174H261ZM141 176V175H140ZM143 176V178H145ZM163 175H161L162 177ZM173 176V175H172ZM177 176V175H176ZM239 178L241 179V175H238ZM241 176V177H240ZM156 177L158 178L159 176L156 175ZM164 177V176H163ZM258 176H255L254 179H258L256 178ZM152 178H154L152 176ZM178 178V179H179ZM253 178V176H252ZM251 177L249 179H251L252 181H254ZM147 179V178H145ZM155 179V178H154ZM161 179V178H160ZM172 179V178H171ZM170 179V180H171ZM177 179V178H176ZM238 179V177H237ZM239 179V180H240ZM243 179V178H242ZM248 179V178H247ZM144 180V179H143ZM179 180V181H180ZM250 180V181H251ZM142 181V180H141ZM145 181V180H144ZM147 181V180H146ZM162 181L165 183V185H167V179L163 180ZM201 181V182H200ZM238 181V180H237ZM241 181V180H240ZM243 181V180H242ZM241 181V182H242ZM259 181H264V175L260 176L259 177ZM148 182V181H147ZM173 182V181H172ZM171 182V183H172ZM192 182V183H191ZM170 183V182H169ZM168 183V186L170 185ZM239 183V182H238ZM251 183V182H250ZM177 184V183H176ZM192 184V185H193ZM244 182L240 183V187L243 186V189H244ZM160 185V186H159ZM179 185V184H178ZM188 185V186H189ZM66 186V185H65ZM171 186V185H170ZM239 186V184H238ZM264 186V185H262ZM180 187V186H179ZM240 187H237L236 185L232 186V189H231V194L230 195H233L234 196V201H238L239 198H240ZM67 188V187H66ZM174 188V187H172ZM190 188L192 189V186H190ZM256 188V187H255ZM48 189V190H47ZM61 188H59L60 190ZM146 189V188H145ZM176 189V188H175ZM174 189V190H175ZM181 189V188H179ZM181 190V191H182ZM258 193H259V198L261 199L262 202H264V187H259V189H257ZM179 191V190H178ZM184 191V192H185ZM255 191V190H254ZM159 192V193H158ZM174 192V194H173ZM177 192V191H176ZM183 192V191H182ZM183 192V193H184ZM196 192V193H195ZM241 192L245 193L243 190H241ZM253 192V191H252ZM189 194V192H187ZM62 194V193H61ZM160 194V195H159ZM186 194L185 192V195H188ZM256 194V193H255ZM159 195L160 198H157ZM192 195V194H191ZM193 197V196H191ZM257 197V198H258ZM184 198V197H183ZM190 198V197H189ZM187 198V199H189ZM192 201H193V198H191ZM243 199V198H242ZM4 200V199H3ZM2 200V202H3ZM6 201V200H4ZM34 201V202H36ZM233 201V202H234ZM197 202V203H198ZM1 203V202H0ZM5 203V202H4ZM13 203V202H12ZM11 203V204H12ZM181 203H183L181 201ZM193 203V202H192ZM190 204V205H193V204ZM242 203V201H241ZM3 204V203H2ZM196 204V203H195ZM200 204H204L203 206L200 207ZM260 204V203H259ZM263 204V209H264V203ZM166 205H169L168 207H170V209L168 210L166 208ZM183 205V204H182ZM189 205V206H190ZM12 206V205H11ZM37 206V205H36ZM240 206V205H239ZM1 207V206H0ZM6 207V206H4ZM2 207V208H4ZM10 207V206H8ZM201 209H200V208ZM12 208V207H11ZM166 208V209H165ZM1 209V208H0ZM7 209V208H5ZM196 209V210H197ZM203 209L201 212H203ZM224 209V208H223ZM222 209V210H223ZM239 209V208H238ZM25 210V209H24ZM23 210V211H24ZM28 210V209H27ZM30 210H33V209H29ZM172 210V209H171ZM176 210V209H175ZM204 210V214L206 215H202L207 221H208V218H210V212L208 210V208L206 207ZM6 210H4L5 212ZM174 211V210H173ZM190 211V210H188ZM264 211V210H262ZM3 212V213H4ZM26 212V211H25ZM24 212V213H25ZM33 212L35 213V211H32V214ZM175 212V211H174ZM206 212V213H205ZM23 213V214H24ZM27 213V212H26ZM30 213V212H29ZM176 213V212H175ZM174 215H177L175 214ZM180 213V212H179ZM190 213V212H189ZM264 213V212H263ZM173 214V212H172ZM186 214V213H185ZM25 215V214H24ZM28 214H26L25 216H27ZM182 215V214H181ZM179 215V216H181ZM184 215V214H183ZM8 216V215H7ZM22 216V213L20 215V217ZM29 216V215H28ZM31 216V214H30ZM178 216V215H177ZM264 216V215H263ZM15 217V216H14ZM187 217V216H186ZM24 218V217H23ZM26 218V217H25ZM176 218V217H175ZM180 219V217H178ZM185 218V216H184ZM200 218V217H199ZM264 218V217H263ZM19 219V218H18ZM17 219V220H18ZM178 219V221H179ZM182 216H181V219L180 221L182 220ZM8 220V219H7ZM16 220V219H15ZM174 220V219H173ZM188 220V219H187ZM201 220V219H200ZM203 220V219H202ZM202 220L198 221L199 224H202ZM179 221V222H180ZM210 221V220H209ZM208 221V222H209ZM212 221V220H211ZM264 221V220H263ZM174 222V221H172ZM204 222L205 224H209V225H205L204 226L208 227V229L210 230L211 228H209V226L211 227L213 224L212 222ZM96 223H98L99 227H96ZM184 223V222H182ZM172 224V223H171ZM228 224V223H227ZM226 224V225H227ZM18 225V224H17ZM183 225V224H182ZM181 225V226H182ZM203 225V224H202ZM201 225V226H202ZM20 226V225H19ZM229 226V225H228ZM38 227V229H39ZM185 227V226H184ZM205 227H201V231L202 233L204 232V228ZM207 227L205 228V230L207 229ZM14 228V227H13ZM186 228V227H185ZM224 228H227V227H224ZM36 229V228H35ZM207 229V230H208ZM216 229V228H214ZM235 229V228H234ZM232 229V230H234ZM206 230V231H207ZM208 230V231H209ZM228 230V229H226ZM207 231V232H208ZM211 231L214 232L213 229H211ZM216 231V230H215ZM230 231V230H229ZM228 231V232H229ZM183 232V233H182ZM232 232V231H230ZM205 233V232H204ZM209 231V235H211ZM37 234V232H36ZM206 234V233H205ZM207 234V235H208ZM214 234V233H213ZM226 234V233H225ZM228 234V233H227ZM233 234V233H232ZM179 235H182L183 236V239H186L187 241H189V244L186 243L187 247L185 246L183 248V243L179 241ZM192 235V234H191ZM199 235V234H198ZM197 235V236H198ZM38 236V235H37ZM36 236V237H37ZM181 236V237H182ZM206 236V235H205ZM228 236V235H227ZM212 237V239L215 237V235L213 236H210ZM9 239V238H8ZM36 239V238H35ZM38 239V238H37ZM182 239V240H183ZM12 240V238H11ZM191 240V241H192ZM207 240V239H206ZM4 241V240H3ZM15 241V240H14ZM133 241V242H132ZM210 241V239H209ZM214 241V239H213ZM213 241H212V245H213ZM32 242V241H31ZM131 242V243H130ZM226 242V241H225ZM230 242V241H229ZM216 243V241H215ZM13 244H15L13 242ZM17 245V244H16ZM211 245V246H212ZM225 245V244H224ZM229 245V244H228ZM231 245V244H230ZM229 245V246H230ZM7 246V245H6ZM22 246V245H21ZM21 246H20V249H21ZM9 247V246H7ZM26 247V246H24ZM227 247V246H226ZM18 248V247H17ZM4 250V248H3ZM10 250V249H9ZM18 250V249H17ZM28 250V248H27ZM223 250V249H222ZM226 250V249H225ZM228 250V249H227ZM6 251V249H5ZM11 251V250H10ZM13 251V250H12ZM20 251V250H19ZM18 252V251H17ZM27 252V251H26ZM25 252V253H26ZM27 252V253H28ZM194 252V253H192ZM12 253V252H11ZM14 253V251H13ZM198 253V252H197ZM2 254V253H1ZM5 254V253H4ZM15 254V253H14ZM18 254V253H17ZM11 255V254H10ZM16 255V254H15ZM22 255H25L24 253H22ZM21 255V256H22ZM225 255H227L225 253ZM228 255H231V254H228ZM8 256V255H7ZM2 257V256H1ZM13 257V256H12ZM232 257V255H231ZM230 257V258H231ZM3 258V257H2ZM5 258V256H4ZM11 258V257H10ZM22 258H24L22 256ZM226 258V257H225ZM229 258V257H228ZM13 259V258H12ZM226 260V259H225ZM5 263L6 261H8V258L5 260H3ZM22 261V262H21ZM227 261V260H226ZM0 262H2L0 260ZM10 262V261H9ZM8 262V263H9ZM19 262V263H18ZM5 263H0V264H5ZM14 263V264H15ZM215 262L213 261V264ZM225 264H228L227 262L224 261ZM242 264H244V261L242 262ZM7 264V263H6ZM11 264V262L9 263ZM212 264V262H211ZM216 264V263H215Z\"/></svg>","mask_w":264,"mask_h":264},{"label":"built area","instance_id":"built-area-1","mask_svg":"<svg viewBox=\"0 0 264 264\" xmlns=\"http://www.w3.org/2000/svg\"><path fill=\"white\" fill-rule=\"evenodd\" d=\"M249 0H225L226 7L234 17H241L247 13V4ZM167 117V116H166ZM230 195V191H229Z\"/></svg>","mask_w":264,"mask_h":264},{"label":"crops","instance_id":"crops-1","mask_svg":"<svg viewBox=\"0 0 264 264\" xmlns=\"http://www.w3.org/2000/svg\"><path fill=\"white\" fill-rule=\"evenodd\" d=\"M259 3L264 4V0H257ZM263 11H264V7H263Z\"/></svg>","mask_w":264,"mask_h":264}]
</instances>
